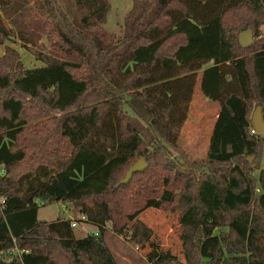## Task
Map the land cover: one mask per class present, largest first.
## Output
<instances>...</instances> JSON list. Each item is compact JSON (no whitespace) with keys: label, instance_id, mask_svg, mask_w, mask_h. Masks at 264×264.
<instances>
[{"label":"trees","instance_id":"trees-1","mask_svg":"<svg viewBox=\"0 0 264 264\" xmlns=\"http://www.w3.org/2000/svg\"><path fill=\"white\" fill-rule=\"evenodd\" d=\"M110 8L0 0V264H117L106 226L124 237L152 208L180 212L186 245L185 263L152 264H264V135L251 134L257 105L264 117V0H133L119 38L100 31ZM18 41L41 66H23ZM198 83L220 111L206 159L190 163L179 141ZM53 202L99 231L39 221Z\"/></svg>","mask_w":264,"mask_h":264},{"label":"rangeland","instance_id":"rangeland-1","mask_svg":"<svg viewBox=\"0 0 264 264\" xmlns=\"http://www.w3.org/2000/svg\"><path fill=\"white\" fill-rule=\"evenodd\" d=\"M109 3L111 8L107 22L101 27L100 31L106 35V38L110 36L119 38L123 34V21L132 9L133 0H109ZM245 32L247 30L238 34L237 37L239 38ZM8 45L19 55L26 69L42 65L32 55L31 49L33 47L29 46L30 44L25 45L22 41H18L8 43ZM219 109L220 105L218 103H213L203 96L200 83H198L195 88L189 118L179 141V146L187 154L190 163H197L206 159L211 138L210 134L214 127L213 122L219 114ZM128 111L134 116L139 114L145 117L143 110L135 105H133V108H128ZM261 156L260 168L255 171L256 177H258L260 170L264 169V150ZM258 192L261 193L260 187H258ZM67 206L68 204L62 202H53L42 206L39 210L38 219L41 222L54 223L62 218L77 217L74 215L76 210L72 205L69 206L72 207L73 212L75 211L74 213ZM179 216L180 212L178 210L148 209L130 224L124 237L114 235L110 231V225L106 226L108 230L105 232L104 239L113 253L116 263L152 264L160 254L168 255L178 262L185 263L186 245L185 240L182 238ZM98 231L99 228L87 223H81L75 228L77 238Z\"/></svg>","mask_w":264,"mask_h":264},{"label":"water","instance_id":"water-1","mask_svg":"<svg viewBox=\"0 0 264 264\" xmlns=\"http://www.w3.org/2000/svg\"><path fill=\"white\" fill-rule=\"evenodd\" d=\"M253 43V34L252 31L249 30L243 34L240 35L239 37V44L242 48H246L250 46ZM3 55V50L0 48V57ZM252 125L253 129L257 134H264V117H263V112H262V106L257 105L252 113ZM250 162H252L253 158L248 159ZM147 168L146 163L140 159L133 165V167L128 171L125 179L121 182L123 185H127L131 179L132 176L135 173L143 172Z\"/></svg>","mask_w":264,"mask_h":264},{"label":"built area","instance_id":"built-area-1","mask_svg":"<svg viewBox=\"0 0 264 264\" xmlns=\"http://www.w3.org/2000/svg\"><path fill=\"white\" fill-rule=\"evenodd\" d=\"M251 134L253 135L256 134L254 129L251 131ZM86 219H87L86 216L80 215L76 220L71 221V227L77 228L78 225H80L81 223H86Z\"/></svg>","mask_w":264,"mask_h":264},{"label":"crops","instance_id":"crops-1","mask_svg":"<svg viewBox=\"0 0 264 264\" xmlns=\"http://www.w3.org/2000/svg\"><path fill=\"white\" fill-rule=\"evenodd\" d=\"M219 110H220V109H219ZM217 119H218V115H217L215 121L213 122V126H214V124L216 123ZM211 131H213V129H212ZM210 135H212V132H211ZM67 207H68V209H70V210L73 212L72 207H70V206H67ZM74 212H75V211H74ZM74 212H73V213H74ZM74 215L77 216V217H71V218H69V219L62 218V219H59V220H70V221H72V220H76V219L78 218V216H80L81 214L78 213V211H76V212L74 213Z\"/></svg>","mask_w":264,"mask_h":264}]
</instances>
